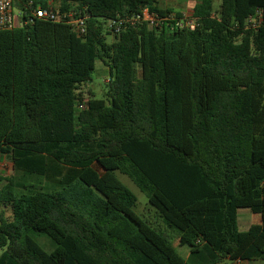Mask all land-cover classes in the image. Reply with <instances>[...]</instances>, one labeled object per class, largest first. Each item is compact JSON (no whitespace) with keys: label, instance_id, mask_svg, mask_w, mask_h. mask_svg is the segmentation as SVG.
Here are the masks:
<instances>
[{"label":"trees","instance_id":"1","mask_svg":"<svg viewBox=\"0 0 264 264\" xmlns=\"http://www.w3.org/2000/svg\"><path fill=\"white\" fill-rule=\"evenodd\" d=\"M29 1L14 2L26 23L0 31V168L12 172L0 171L11 212L0 213V264L264 261V0H197L193 30L114 36L108 20L181 14L159 0H59L60 13L86 18L83 37L31 18ZM96 61L107 91L84 99ZM116 173L166 231L135 213ZM241 209L260 217L244 232ZM33 234L51 240L49 253Z\"/></svg>","mask_w":264,"mask_h":264},{"label":"built area","instance_id":"2","mask_svg":"<svg viewBox=\"0 0 264 264\" xmlns=\"http://www.w3.org/2000/svg\"><path fill=\"white\" fill-rule=\"evenodd\" d=\"M15 0H0V31H9L18 28L26 22L21 19L23 12L14 6ZM40 0H30L27 3L29 16L34 19H41L52 23H63L68 25L78 37H83L86 33V18L75 17L73 13H60L59 0H46L47 5L44 7L39 4ZM259 13L248 19V25L254 27L258 24ZM139 25H145L149 29L160 32L162 29H189L195 28L196 22L192 16L181 14L177 18L170 13L159 16L155 12L144 9L139 13L132 14L127 18H116L106 21V29L112 35H118L125 29L135 28ZM82 105L78 106L81 109Z\"/></svg>","mask_w":264,"mask_h":264},{"label":"rangeland","instance_id":"3","mask_svg":"<svg viewBox=\"0 0 264 264\" xmlns=\"http://www.w3.org/2000/svg\"><path fill=\"white\" fill-rule=\"evenodd\" d=\"M196 0H159V6L164 8H169L175 11L180 7V14L190 16L192 12V8ZM220 1L214 0V8L217 9L219 6ZM112 36H107V41L111 42ZM108 79L107 68L100 62L96 61L94 71L91 74V81L79 86L77 91L78 94H81L84 99L89 98H97L102 99L105 97V93L107 91L106 83ZM0 171L4 175H11V165L7 160H4L1 164ZM117 178L120 182H122L135 196L137 197V203L135 206V213L143 219L146 223L150 226L166 231L165 226L163 225L161 218L157 211L149 205L146 196L141 193L137 187L124 175L116 173ZM3 212V216L5 218L11 217V212L8 209L0 208V213ZM260 221L259 215L252 214L247 209L238 210L237 213V226L240 232L246 231L249 226L253 224H257ZM168 234L172 238L173 246L176 248L178 254L183 257L184 259L187 258L189 253V248L187 246H179L177 235L175 233ZM34 241L37 245L46 253H49L52 249V242L51 240L44 236V235H32ZM1 254V251H0ZM220 264H231L228 260H223ZM242 264V263H239ZM246 264H264L262 260H256L247 262Z\"/></svg>","mask_w":264,"mask_h":264},{"label":"crops","instance_id":"4","mask_svg":"<svg viewBox=\"0 0 264 264\" xmlns=\"http://www.w3.org/2000/svg\"><path fill=\"white\" fill-rule=\"evenodd\" d=\"M196 2H197V0H196ZM196 4V3H195ZM194 4V5H195ZM167 8V7H166ZM167 9H169V8H167ZM170 10H172V9H170ZM192 10H193V8H192ZM173 12H177V13H180V7H178V9H175V11L174 10H172ZM182 14V13H181ZM192 15V12H191V14H190V16ZM240 263H242V264H246L247 262H240ZM239 264V263H238Z\"/></svg>","mask_w":264,"mask_h":264}]
</instances>
